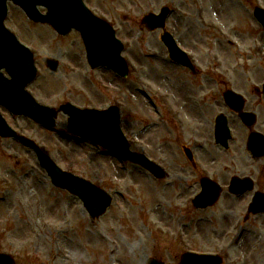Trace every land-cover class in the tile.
<instances>
[{
    "label": "rangeland",
    "instance_id": "rangeland-1",
    "mask_svg": "<svg viewBox=\"0 0 264 264\" xmlns=\"http://www.w3.org/2000/svg\"><path fill=\"white\" fill-rule=\"evenodd\" d=\"M85 2L114 26L125 44L131 75L121 80L108 70L91 71L79 34L58 37L49 27L29 22L11 4L6 26L35 54L39 76L30 91L41 105L53 109L66 103L95 109L118 105L131 149L148 155L170 175L178 169L175 164L184 163L180 147L189 137L174 132L164 109L170 104L187 105L195 123L210 121L219 113L227 114L223 99L212 101L196 116L199 106L215 91L232 90L256 112L257 130L264 127V96L256 93L264 85V61L256 53L264 40L258 37L261 29L252 17V0ZM164 7L173 10L168 30L201 75L194 77L171 64L161 33L142 29V18ZM47 60L59 63L56 73L49 70ZM151 91L168 100L153 99ZM2 113L13 129L34 140L64 172L114 196L107 214L92 222L79 199L52 185L34 152L15 140L0 139V252L11 254L17 264H148L152 259L178 264L187 251L221 254L227 264L235 262L236 255L239 264H264V238L257 241L248 234L239 252H234V230L245 216L251 194L241 201L227 194L214 209L195 213L191 192L184 191L176 175L170 182H158L135 166L119 163L76 139L66 116L60 115L57 129L48 131L5 109ZM227 115L232 127L245 130ZM181 119L187 123V116ZM191 134L203 138L204 150L216 154L207 129L198 127ZM235 151L233 144L230 152L217 151V161L230 165ZM246 157L239 163L243 176L251 168ZM197 190L194 185L192 191Z\"/></svg>",
    "mask_w": 264,
    "mask_h": 264
},
{
    "label": "water",
    "instance_id": "water-1",
    "mask_svg": "<svg viewBox=\"0 0 264 264\" xmlns=\"http://www.w3.org/2000/svg\"><path fill=\"white\" fill-rule=\"evenodd\" d=\"M8 1H13L16 5L20 6L30 19L50 24L58 31H71L73 27L80 29L85 35L86 44L88 43L90 63L95 62L98 66L108 65L117 70L119 68L118 55L120 51L107 25L103 26L97 20L94 21L89 16H86L81 11L80 3L77 0H0V68L7 69L13 79L12 82H4L5 84L1 86L2 77L0 76V105L7 106L14 114L29 116L44 126L50 125L51 127H55L56 113L36 105L32 97L25 92V88L36 77V69L34 67L33 55L30 51L20 45L17 39L3 26L7 16ZM38 6L48 8L50 15L45 19H40L41 15L36 10ZM167 13L168 11L165 9L160 17H149L146 19V22L153 25L152 29L164 28V23L168 17ZM260 20L264 22V17L260 18ZM153 21H156L157 24H153ZM167 38L165 37L163 41L171 49V44ZM171 51L173 53L174 49L172 48ZM102 57L106 58V63L100 60ZM176 59L179 62H185L182 56H176ZM226 101L230 105L242 103V100H238L237 96L232 93L227 95ZM237 109L240 110L239 107ZM61 111L71 118L72 131L82 139L105 148L111 155L116 156L122 161H131L153 175L162 177L163 172L160 167L151 163L144 156L129 152L126 140L121 133L120 115L114 108L105 113H96L82 112L68 105L63 107ZM249 118L250 116H248V120H250ZM254 120H252V123H254ZM225 129V123L220 119L217 138L221 142L226 137ZM12 133L0 118V137L8 138L14 136ZM18 140L36 152L42 167L47 170L55 186L68 190L72 195L80 198L91 215L100 217L106 212L110 200L105 193L81 179L57 169L51 160L32 141L22 137H19ZM213 195H217V191ZM213 195L209 199H213ZM207 199L208 197L204 196L199 201ZM262 200H264V197L256 201V206H254L255 213L264 211L259 210V204ZM263 205L264 201L260 206ZM187 258L183 260L182 264H220L217 259H212L208 263H200V259L198 258ZM0 264H14V262L7 256H0Z\"/></svg>",
    "mask_w": 264,
    "mask_h": 264
},
{
    "label": "flooded vegetation",
    "instance_id": "flooded-vegetation-1",
    "mask_svg": "<svg viewBox=\"0 0 264 264\" xmlns=\"http://www.w3.org/2000/svg\"><path fill=\"white\" fill-rule=\"evenodd\" d=\"M248 134L250 135V132H248ZM196 151L197 153L202 157V153L200 151V147L198 145H196ZM200 161L202 162V164L204 165L205 169L207 171H210L211 169H208L206 167V165L204 164L203 158L200 159ZM252 161V166L251 168L253 169L255 164H257L256 162ZM264 166V165H263ZM198 166L195 164H191V162L189 161V163L184 167V181H185V185L184 188L187 189L189 192H193L192 190L194 189V184H191V176L195 175V171L194 170H198ZM215 174L218 177H222L223 179L226 178L225 175L223 174H218L217 172H215ZM228 179V178H227ZM264 187V186H263ZM260 189V188H259ZM264 218V216H263ZM247 225L249 226V232L248 234H250L251 236L255 237L257 241H261L264 238V220L261 222V217H250L249 221L247 222ZM256 231H261L260 233H257Z\"/></svg>",
    "mask_w": 264,
    "mask_h": 264
}]
</instances>
